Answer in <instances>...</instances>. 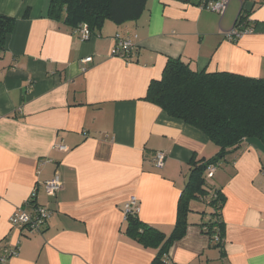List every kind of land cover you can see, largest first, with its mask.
I'll use <instances>...</instances> for the list:
<instances>
[{
	"label": "crops",
	"instance_id": "0c3cea01",
	"mask_svg": "<svg viewBox=\"0 0 264 264\" xmlns=\"http://www.w3.org/2000/svg\"><path fill=\"white\" fill-rule=\"evenodd\" d=\"M198 1L148 0L138 20L106 21L82 39L49 15L50 0H0V13L16 18L0 58V254L18 250L5 264H151L158 250L125 232L126 204L136 196L139 218L170 234L190 161L219 147L146 100L150 82L171 57L199 71L264 77V0H228L222 14ZM243 8L253 30L229 38ZM118 33L136 42L130 58L111 53ZM156 151L166 152L162 168ZM55 172L63 188L47 195L43 183ZM210 181L223 184L227 197L223 249L195 211L168 260L264 264L263 146L244 140ZM35 188L33 203L51 215L40 232H29L10 218L31 208Z\"/></svg>",
	"mask_w": 264,
	"mask_h": 264
},
{
	"label": "trees",
	"instance_id": "16d2710c",
	"mask_svg": "<svg viewBox=\"0 0 264 264\" xmlns=\"http://www.w3.org/2000/svg\"><path fill=\"white\" fill-rule=\"evenodd\" d=\"M209 1L212 0L197 3L205 7ZM147 4L148 0H50L48 13L73 32L85 25L93 35L102 30L106 21L121 25L138 20ZM248 16L243 8L235 26L247 27L250 24ZM15 24V17L0 13V58ZM118 35L125 37L118 33L114 38ZM135 47L136 43L121 57L130 58ZM145 99L160 106L170 116L202 130L219 150L210 158L194 157L190 161L188 182L180 196L176 223L170 234L143 222L138 213L132 211H126L125 232L142 246L158 250L151 264H173L168 260L169 250L186 234L192 223L190 214L199 211V221L195 222L211 237L213 246L223 249L226 225L222 211L227 197L223 184L210 181L214 173L208 176V168L211 165L217 168L227 161L244 140H257L264 148V77L228 71H199L184 59L171 57L161 78L150 82ZM193 200H201L206 208L195 209ZM11 250L0 254V259L4 258L0 263L7 262L12 256Z\"/></svg>",
	"mask_w": 264,
	"mask_h": 264
},
{
	"label": "built area",
	"instance_id": "2783aa9c",
	"mask_svg": "<svg viewBox=\"0 0 264 264\" xmlns=\"http://www.w3.org/2000/svg\"><path fill=\"white\" fill-rule=\"evenodd\" d=\"M228 0H212L209 1L205 7L215 11L217 13H224ZM253 28L249 24L245 28H241L239 26H235L232 31H230L227 35L229 38H240L242 35L252 32ZM77 32L81 35L82 39L91 38L92 34L88 27L85 25H80L77 29ZM135 41L130 36H121L118 35L114 38V45L111 48L112 55L115 56H124L128 53L135 45ZM84 61H92V57L88 56L84 59ZM60 149H66L64 145H58ZM155 164L156 166L162 168L166 161V152L164 151H156L155 153ZM216 165H211L208 168V176H212L215 171ZM44 190L47 195H55L63 188V181L59 173H55L50 179L46 180L43 183ZM37 195V188L33 189L31 193V197L28 200L26 206H30L31 208L28 210L25 207L17 208L14 213L11 215L10 221L14 227H21L29 232H40L43 226L46 224L48 218L51 215V211L43 205H38L33 203V199ZM126 211H132L138 213L139 211V202L136 196H132L130 201L126 204ZM12 255H17L18 250L12 249ZM1 262L4 261V258L0 259Z\"/></svg>",
	"mask_w": 264,
	"mask_h": 264
},
{
	"label": "rangeland",
	"instance_id": "374dc122",
	"mask_svg": "<svg viewBox=\"0 0 264 264\" xmlns=\"http://www.w3.org/2000/svg\"><path fill=\"white\" fill-rule=\"evenodd\" d=\"M135 214H137V213H135Z\"/></svg>",
	"mask_w": 264,
	"mask_h": 264
}]
</instances>
